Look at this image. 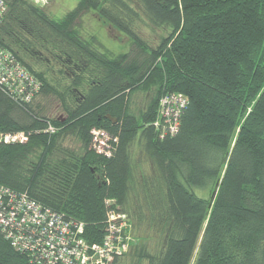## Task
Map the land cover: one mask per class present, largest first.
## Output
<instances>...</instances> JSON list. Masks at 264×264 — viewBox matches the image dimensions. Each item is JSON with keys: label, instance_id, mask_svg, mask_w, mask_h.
<instances>
[{"label": "trees", "instance_id": "16d2710c", "mask_svg": "<svg viewBox=\"0 0 264 264\" xmlns=\"http://www.w3.org/2000/svg\"><path fill=\"white\" fill-rule=\"evenodd\" d=\"M3 1L0 46L40 86L23 106L0 90V132L28 135L0 143V184L89 243L123 214L138 240L112 264H264V0H77L61 17ZM88 13L128 50L86 35ZM168 93L186 98L173 134ZM0 264L32 263L0 232Z\"/></svg>", "mask_w": 264, "mask_h": 264}, {"label": "built area", "instance_id": "2783aa9c", "mask_svg": "<svg viewBox=\"0 0 264 264\" xmlns=\"http://www.w3.org/2000/svg\"><path fill=\"white\" fill-rule=\"evenodd\" d=\"M5 4L0 0V20ZM39 81L14 55L0 46V90L13 102L23 106L37 94ZM186 103L181 93H168L159 100L158 116L166 133H175L180 113ZM48 130L54 132L49 126ZM28 135L23 132H0V143L20 144ZM106 138L95 132L93 147L109 154ZM0 232L12 248L25 253L32 264H112L125 254L131 235L125 216L110 212L103 238L89 243L84 238V224L66 219L60 213L0 184Z\"/></svg>", "mask_w": 264, "mask_h": 264}, {"label": "rangeland", "instance_id": "374dc122", "mask_svg": "<svg viewBox=\"0 0 264 264\" xmlns=\"http://www.w3.org/2000/svg\"><path fill=\"white\" fill-rule=\"evenodd\" d=\"M34 3L43 6L53 14L55 17H61L66 12L71 10L75 6V1L72 0H31ZM83 30L86 35H94L96 39L100 42L103 49H106L110 53L116 55L119 53L126 52L128 50L129 40L127 36L113 28L111 25L104 23L95 13H88L84 16L82 22ZM146 35H149L147 30ZM139 104V103H138ZM54 111V110H53ZM53 115L56 111L52 112ZM195 193L199 196L207 197V191L201 188L194 189ZM134 234V235H133ZM131 232V244H134L138 239L133 230ZM135 237V238H134Z\"/></svg>", "mask_w": 264, "mask_h": 264}, {"label": "crops", "instance_id": "0c3cea01", "mask_svg": "<svg viewBox=\"0 0 264 264\" xmlns=\"http://www.w3.org/2000/svg\"><path fill=\"white\" fill-rule=\"evenodd\" d=\"M72 1H75V3H76L77 0H72Z\"/></svg>", "mask_w": 264, "mask_h": 264}]
</instances>
